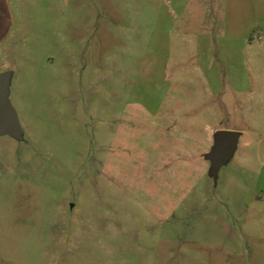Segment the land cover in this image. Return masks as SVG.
Listing matches in <instances>:
<instances>
[{
  "label": "rangeland",
  "instance_id": "rangeland-1",
  "mask_svg": "<svg viewBox=\"0 0 264 264\" xmlns=\"http://www.w3.org/2000/svg\"><path fill=\"white\" fill-rule=\"evenodd\" d=\"M0 4V264H264V0Z\"/></svg>",
  "mask_w": 264,
  "mask_h": 264
},
{
  "label": "water",
  "instance_id": "water-1",
  "mask_svg": "<svg viewBox=\"0 0 264 264\" xmlns=\"http://www.w3.org/2000/svg\"><path fill=\"white\" fill-rule=\"evenodd\" d=\"M21 133L19 118L10 100L9 76L0 73V135L9 134L19 138ZM241 136L242 132L232 130L220 129L214 133V145L205 154V159L210 161L209 176L215 185L221 169L235 156Z\"/></svg>",
  "mask_w": 264,
  "mask_h": 264
},
{
  "label": "crops",
  "instance_id": "crops-1",
  "mask_svg": "<svg viewBox=\"0 0 264 264\" xmlns=\"http://www.w3.org/2000/svg\"><path fill=\"white\" fill-rule=\"evenodd\" d=\"M2 11H3V6L0 4V12H2ZM3 17H5L4 14H3V13H0V26L7 25V23H4V19H5V18H3ZM250 63H251L252 66H254V64H255V63L253 62L252 59L250 60ZM214 64H215V63H214ZM210 65H211V64H209V63H208V65H207V68L209 69V71H208L209 75L214 76V75L216 74V75L218 76V75H219V72H216V73H215V72H213L214 70H213V71H210V70H211V69H210ZM216 65H217V63H216ZM212 67H213V66H212ZM214 73H215V74H214Z\"/></svg>",
  "mask_w": 264,
  "mask_h": 264
}]
</instances>
